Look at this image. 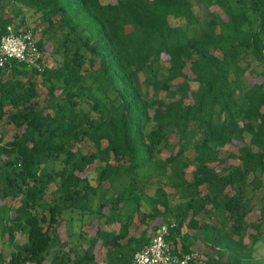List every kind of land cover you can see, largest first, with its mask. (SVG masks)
I'll return each mask as SVG.
<instances>
[{
  "label": "trees",
  "instance_id": "obj_1",
  "mask_svg": "<svg viewBox=\"0 0 264 264\" xmlns=\"http://www.w3.org/2000/svg\"><path fill=\"white\" fill-rule=\"evenodd\" d=\"M30 10L40 50L62 59L0 67V264H131L169 217L176 252H195L178 246L188 221L212 235L202 264H254L264 79L244 75L264 66V0H0V39Z\"/></svg>",
  "mask_w": 264,
  "mask_h": 264
},
{
  "label": "rangeland",
  "instance_id": "obj_2",
  "mask_svg": "<svg viewBox=\"0 0 264 264\" xmlns=\"http://www.w3.org/2000/svg\"><path fill=\"white\" fill-rule=\"evenodd\" d=\"M108 1L109 0H103L104 3H107ZM17 5L18 4L16 2L12 3L9 6V10H12ZM204 9H205V7L203 5L202 6L198 5L196 10H198V12H199L200 10L205 11ZM32 14H33V11L30 10V12H28L27 16L25 17V20L27 21L26 24H30V26H28V27H30L34 30V28H35L34 25L39 24V21H38V19H36L37 17H33ZM172 23L176 24V23H178V20L173 19ZM46 45H47L48 49L44 52V55L47 59V63L50 66H53V65H55L56 61L58 62L62 59V56L58 55L54 52L52 44L47 43ZM262 72H264V66H259L257 68V70H255L253 73H250L249 70H247L245 72V75H244V78L246 80L245 83L252 85L256 81L263 80L264 77L262 75H260ZM191 84H192L193 88L197 87L196 83L192 82ZM6 138L10 139L11 133L7 134ZM171 141L176 142L177 137L175 135H172ZM235 150H236V148H235ZM229 151H230L229 149H223L222 153L224 155H227L229 153ZM186 156H187L188 160H191L194 156V150L187 152ZM177 168H179V167H177ZM194 169H195L194 163L185 169V172L187 173V177L189 179L192 178ZM97 172H98V170H94L95 174H97ZM153 190H154V188L151 191H153ZM170 190L171 191H170L168 197H169L171 206L175 209L180 208L182 210H185L187 203L190 201V198H186L179 191H176V190L174 191L173 189H170ZM202 190H203L202 195L206 196V188L202 187ZM263 192H264V189H262V188L258 189L256 192H254L251 189V187L248 189V192H247L248 193L247 196L252 199V204L254 205V208H253V211L249 214V216L247 218V223H246L247 228H246V232L244 234V239L249 244L253 243L254 255L251 259V262L254 264H264V228H263V233H262L263 236L261 238L259 237L255 241L253 234H257L256 233L257 231H256V229H254L251 226V224L253 222H256L258 220V217L260 216V208L262 205L261 196H262ZM190 217L191 216H189L188 219H190ZM162 221L163 220H160L159 223L161 224ZM187 222L188 221H186L185 225L181 229L182 230L181 235L178 237V246H179V248H181L184 240L191 241L193 243V245H192L193 250L195 252H198V256H197L198 263L202 264L201 262H202L204 255H206V254L214 255L215 254V252L212 248L213 246H212V242H211L212 235L211 234L209 235L206 232H202L201 230H197V229L193 230V231L189 230V228L187 226ZM201 222L203 223V220H201ZM96 224H97V222L96 223L94 222V225H96ZM94 228H95V226L92 229L93 231L90 232L91 234L94 232ZM155 232H156L155 228L151 229L149 232V237L151 238ZM189 232H192L193 236L187 237V234H190ZM62 235L65 236V230L64 229L62 230ZM185 235H186V237H185ZM194 235L198 236L199 239L194 238ZM22 240H23V238H22ZM0 249L3 250L5 257H8L11 253L12 246L8 243L3 246L2 241L0 239ZM105 252H106V249H104L102 251V253H105ZM223 257L224 258L227 257L226 251H224Z\"/></svg>",
  "mask_w": 264,
  "mask_h": 264
},
{
  "label": "built area",
  "instance_id": "obj_3",
  "mask_svg": "<svg viewBox=\"0 0 264 264\" xmlns=\"http://www.w3.org/2000/svg\"><path fill=\"white\" fill-rule=\"evenodd\" d=\"M42 58L44 54L31 28L16 29L14 24L8 26L0 39V67L14 59L43 70L40 62ZM176 225L171 217L162 221L150 241L134 253L131 264H189L197 258L198 252L181 254V250L175 251L169 234Z\"/></svg>",
  "mask_w": 264,
  "mask_h": 264
}]
</instances>
